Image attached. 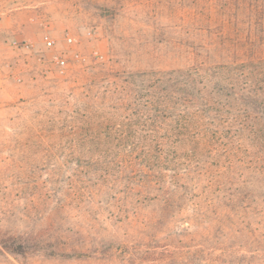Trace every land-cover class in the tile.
<instances>
[{
    "label": "rangeland",
    "instance_id": "1",
    "mask_svg": "<svg viewBox=\"0 0 264 264\" xmlns=\"http://www.w3.org/2000/svg\"><path fill=\"white\" fill-rule=\"evenodd\" d=\"M227 1L0 0V230L72 254L4 253L0 264H264L247 229L222 226L202 200L166 212L157 192L69 185L66 150L108 144L72 134L145 118L149 80L249 35V12ZM144 124L130 128L144 136ZM252 226L264 240V223Z\"/></svg>",
    "mask_w": 264,
    "mask_h": 264
},
{
    "label": "trees",
    "instance_id": "2",
    "mask_svg": "<svg viewBox=\"0 0 264 264\" xmlns=\"http://www.w3.org/2000/svg\"><path fill=\"white\" fill-rule=\"evenodd\" d=\"M227 2L245 6L249 35L228 38L227 49L219 43L214 54L220 58L197 50L194 60L188 54L192 66L153 74L145 118L118 123L115 132L72 134L78 142L108 144L66 150L75 169L69 185L83 193L98 185L101 192H157L166 212L182 208L178 201L185 198L202 200L196 206L213 209L218 223L241 235L247 229L245 237L264 247L252 226L264 223L256 220L264 214V36L252 30L256 25L264 33V0ZM141 121L149 123L144 136L130 128ZM45 238L0 230V255L72 256L48 252Z\"/></svg>",
    "mask_w": 264,
    "mask_h": 264
},
{
    "label": "built area",
    "instance_id": "3",
    "mask_svg": "<svg viewBox=\"0 0 264 264\" xmlns=\"http://www.w3.org/2000/svg\"><path fill=\"white\" fill-rule=\"evenodd\" d=\"M48 44H49V45H51V44H52V42H48Z\"/></svg>",
    "mask_w": 264,
    "mask_h": 264
},
{
    "label": "crops",
    "instance_id": "4",
    "mask_svg": "<svg viewBox=\"0 0 264 264\" xmlns=\"http://www.w3.org/2000/svg\"><path fill=\"white\" fill-rule=\"evenodd\" d=\"M19 1H22V0H19Z\"/></svg>",
    "mask_w": 264,
    "mask_h": 264
}]
</instances>
